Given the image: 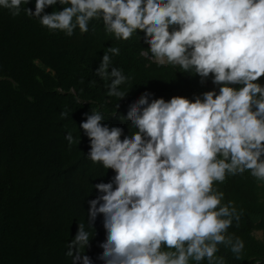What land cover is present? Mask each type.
I'll return each instance as SVG.
<instances>
[{
	"label": "clouds",
	"instance_id": "obj_1",
	"mask_svg": "<svg viewBox=\"0 0 264 264\" xmlns=\"http://www.w3.org/2000/svg\"><path fill=\"white\" fill-rule=\"evenodd\" d=\"M24 4L29 0H0L13 16ZM23 11L69 37L89 32L93 19L119 41L142 35L147 46L139 42L137 55L146 67L212 84L167 99L145 88L119 116L127 133L104 123L102 110L82 113L79 143L83 130L90 145L84 154L113 175L92 184L97 194L67 241L70 264H225L221 245L239 261L245 240L229 229L243 209L224 202L219 185L246 172L264 182V0H34V10ZM106 48L93 72L105 97L118 98L117 110L133 88L121 86L134 77L112 62L119 45ZM65 139L71 146L75 137ZM100 214L106 238L94 259L87 249Z\"/></svg>",
	"mask_w": 264,
	"mask_h": 264
},
{
	"label": "trees",
	"instance_id": "obj_2",
	"mask_svg": "<svg viewBox=\"0 0 264 264\" xmlns=\"http://www.w3.org/2000/svg\"><path fill=\"white\" fill-rule=\"evenodd\" d=\"M26 6L34 10V0L16 16L0 7V264H70L67 241L85 220L88 200L97 194L93 185L113 175L86 158L90 145L83 130L79 143L82 113L102 110L104 123L120 125L127 133L119 116L145 88L167 99L212 84L201 87L198 77L146 67L148 62L137 55L139 42L147 46L142 35L119 41L93 19L89 32L77 30L69 37L41 26L23 11ZM110 44L121 48L113 64L134 77L121 86L133 88L117 110L118 98L105 97L104 82L93 72ZM68 132L75 137L71 146ZM219 187L224 202L232 199L243 209L239 225L229 231L241 236L246 247L239 261L222 245L218 254L225 256V264H251L253 257H264V182L246 172L229 176ZM102 219L100 214L87 249L94 259L102 251L98 242L106 238Z\"/></svg>",
	"mask_w": 264,
	"mask_h": 264
},
{
	"label": "rangeland",
	"instance_id": "obj_3",
	"mask_svg": "<svg viewBox=\"0 0 264 264\" xmlns=\"http://www.w3.org/2000/svg\"><path fill=\"white\" fill-rule=\"evenodd\" d=\"M256 234H257L258 237H262V235H263L262 231H256Z\"/></svg>",
	"mask_w": 264,
	"mask_h": 264
}]
</instances>
